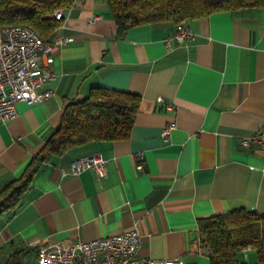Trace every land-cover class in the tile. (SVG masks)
Listing matches in <instances>:
<instances>
[{
  "label": "crops",
  "instance_id": "1",
  "mask_svg": "<svg viewBox=\"0 0 264 264\" xmlns=\"http://www.w3.org/2000/svg\"><path fill=\"white\" fill-rule=\"evenodd\" d=\"M187 24L194 38L167 47L171 22L118 34L105 0H77L64 11L54 33L72 41L54 52L55 78L45 84L53 95L18 102L16 115L0 120V186L22 175L65 106L91 87L138 94V110L127 137L71 146L40 166L19 205L0 215V264L19 248L22 264H36L43 246L133 228L140 256L209 264L190 248L199 219L239 207L264 215V159L239 144L264 129V7ZM94 152L107 160L104 177L71 171L73 160Z\"/></svg>",
  "mask_w": 264,
  "mask_h": 264
},
{
  "label": "trees",
  "instance_id": "2",
  "mask_svg": "<svg viewBox=\"0 0 264 264\" xmlns=\"http://www.w3.org/2000/svg\"><path fill=\"white\" fill-rule=\"evenodd\" d=\"M118 34L130 26L171 22L177 25L217 11L236 12L264 7V0H105ZM74 0H0V25L22 24L48 37L61 24L54 12L69 8ZM138 94L104 87H91L87 94L70 101L58 124L45 136L41 149L30 159L18 178L0 186V215L19 205L33 175L50 158L67 148L94 140L112 141L128 136L138 110ZM198 235L210 250L209 264H264V215L239 207L209 215L198 221ZM250 246L254 263L238 260V253ZM26 252L19 248L4 264H22Z\"/></svg>",
  "mask_w": 264,
  "mask_h": 264
},
{
  "label": "built area",
  "instance_id": "3",
  "mask_svg": "<svg viewBox=\"0 0 264 264\" xmlns=\"http://www.w3.org/2000/svg\"><path fill=\"white\" fill-rule=\"evenodd\" d=\"M74 0L71 6L76 3ZM70 6V7H71ZM69 7V8H70ZM69 8H59L54 12L56 19H62ZM194 32L181 20L176 29L164 39L167 47L172 43L185 44L194 38ZM72 41V38L52 32L48 37H41L27 25H0V120H11L17 113L16 104L27 105L42 102L53 95V90L45 84L55 78L50 65L54 60L55 50ZM163 98H159L162 101ZM172 124L162 128L161 137L168 139ZM243 147H255L264 159V129L241 137ZM141 152L134 154L141 157ZM107 160L100 152H94L71 162L74 173L82 169H92L98 178L106 175ZM142 169V164H136ZM139 233L133 228L116 234H109L90 240H78L60 248L43 246L36 252V264H184L181 259L160 260L138 255ZM192 252L208 256L210 250L201 242L200 236L190 246ZM251 247L242 249L246 252Z\"/></svg>",
  "mask_w": 264,
  "mask_h": 264
},
{
  "label": "rangeland",
  "instance_id": "4",
  "mask_svg": "<svg viewBox=\"0 0 264 264\" xmlns=\"http://www.w3.org/2000/svg\"><path fill=\"white\" fill-rule=\"evenodd\" d=\"M237 257L238 260L243 263H254L256 260V254L254 250H249L247 256H244L242 252H239Z\"/></svg>",
  "mask_w": 264,
  "mask_h": 264
}]
</instances>
